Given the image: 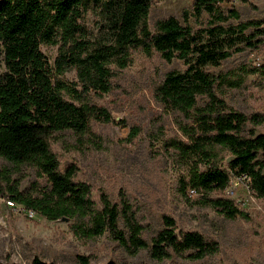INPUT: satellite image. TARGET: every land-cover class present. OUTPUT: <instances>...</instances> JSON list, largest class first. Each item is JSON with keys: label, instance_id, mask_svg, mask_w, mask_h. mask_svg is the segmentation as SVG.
Listing matches in <instances>:
<instances>
[{"label": "trees", "instance_id": "obj_1", "mask_svg": "<svg viewBox=\"0 0 264 264\" xmlns=\"http://www.w3.org/2000/svg\"><path fill=\"white\" fill-rule=\"evenodd\" d=\"M153 3L0 0V158L15 168H0V201L48 220H73L72 231L85 238L108 233L129 253L146 249L157 260L186 254L196 261L215 254L218 242L197 230L177 232L169 215L162 216L163 226L148 239L143 226L125 213L127 238L118 228L121 212L116 204L104 192L96 201L91 184L76 177L78 166L62 167L52 145L57 133L81 138L90 132L92 119L111 121L105 108L87 100L89 92H109L117 71L132 63L134 53L150 58L156 52L164 61L179 60L184 66L159 76L152 89L163 112L175 115L177 134L166 145L193 165L183 191L198 192L200 205L229 218L247 217L234 200L221 195L233 177L247 174L252 192L264 198V133L255 134L264 118L231 108L220 92L223 83L239 87L245 76L264 66L242 65L218 74L208 69L245 49H258L264 20H243L232 0H192L182 11L184 23L169 15L151 27ZM203 14L206 20L198 28L188 23L189 17L198 22ZM42 45H58L54 62ZM70 69L76 70L77 81L68 84L61 76ZM138 132L133 127L129 137ZM222 152L229 154L225 162ZM22 166L35 175L27 189L17 175ZM31 264L54 263L34 256ZM75 264L92 263L89 255L78 253Z\"/></svg>", "mask_w": 264, "mask_h": 264}, {"label": "rangeland", "instance_id": "obj_2", "mask_svg": "<svg viewBox=\"0 0 264 264\" xmlns=\"http://www.w3.org/2000/svg\"><path fill=\"white\" fill-rule=\"evenodd\" d=\"M232 2L243 20H264V0ZM191 3L192 0H154L148 23L152 27L156 20L169 15L184 23L182 11ZM205 20L203 14L198 22L189 17L188 23L198 28ZM41 50L52 63L58 45H42ZM242 65L264 66V37L258 49H245L219 67L208 69L218 74L229 69L237 71ZM183 68L181 61L166 62L156 52L150 58L142 52L134 53L132 63L117 71L109 92L90 91L87 96L90 103L109 112L111 121L92 119L90 132L81 138L71 132L57 133L52 145L62 167L71 163L78 166L76 177L91 184L96 201L104 192L116 204L121 212L118 228L127 238L130 233L125 213L143 226L148 239L163 226L162 216L169 215L175 219L177 232L197 230L208 240H216L219 250L196 261L186 254L157 260L146 249L129 253L108 233L85 238L72 231L73 220H48L21 205L11 206L1 200L0 263L31 264L32 258L38 256L54 264H75L76 254L80 253L89 255L92 264H264V198L239 185L231 198L247 217L237 214L229 218L211 206L200 205L198 192L191 193L190 188L183 191V180L193 165L166 145V140L177 134L175 115L163 112L152 90L159 76ZM3 70L0 57V73ZM61 77L68 84L76 82V70H67ZM220 92L231 108L247 115L258 112L264 118V67L245 76L239 87L223 83ZM133 127L139 132L131 138ZM258 133H264V122L256 126L255 134ZM221 155L224 162L229 157L226 152ZM2 167L15 169L0 158ZM19 169L21 187L27 189L35 179L34 171L27 166Z\"/></svg>", "mask_w": 264, "mask_h": 264}, {"label": "built area", "instance_id": "obj_3", "mask_svg": "<svg viewBox=\"0 0 264 264\" xmlns=\"http://www.w3.org/2000/svg\"><path fill=\"white\" fill-rule=\"evenodd\" d=\"M239 185H244L246 189L251 190L250 178L247 176V174H241V175L233 177L230 183L228 184V186L225 188L224 195L232 199L231 197H233V195L236 193V190ZM190 192L195 193L194 190H191ZM7 203L11 206L14 205L11 201H7ZM30 213L32 214L33 212L30 211Z\"/></svg>", "mask_w": 264, "mask_h": 264}, {"label": "water", "instance_id": "obj_4", "mask_svg": "<svg viewBox=\"0 0 264 264\" xmlns=\"http://www.w3.org/2000/svg\"><path fill=\"white\" fill-rule=\"evenodd\" d=\"M63 220H66V219H63Z\"/></svg>", "mask_w": 264, "mask_h": 264}]
</instances>
